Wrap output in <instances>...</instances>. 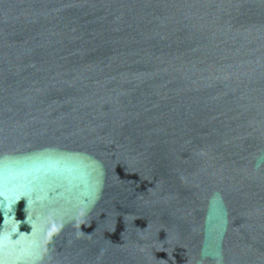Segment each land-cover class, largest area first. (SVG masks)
I'll return each mask as SVG.
<instances>
[{
  "label": "water",
  "instance_id": "obj_1",
  "mask_svg": "<svg viewBox=\"0 0 264 264\" xmlns=\"http://www.w3.org/2000/svg\"><path fill=\"white\" fill-rule=\"evenodd\" d=\"M0 264H264V0H0Z\"/></svg>",
  "mask_w": 264,
  "mask_h": 264
}]
</instances>
